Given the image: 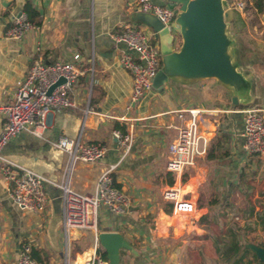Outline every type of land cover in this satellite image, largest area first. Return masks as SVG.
I'll return each mask as SVG.
<instances>
[{"label":"crops","instance_id":"crops-1","mask_svg":"<svg viewBox=\"0 0 264 264\" xmlns=\"http://www.w3.org/2000/svg\"><path fill=\"white\" fill-rule=\"evenodd\" d=\"M27 1L39 12L42 24L34 25L35 29L26 32L20 40L8 37L6 30L15 17L25 14L23 6ZM150 1L172 5L176 12L180 7L169 0ZM127 26L135 27L153 40L158 23L152 15L137 7L136 0H0V106L14 102L16 84L35 60L44 63L70 61L75 53L82 59L81 73L69 93L72 105L48 115L42 137L20 132L2 150L11 164L45 177V207L37 212L19 208L0 170V264H16L25 244L39 253L41 261L35 259L41 264H83L92 253L100 255L97 250H105L97 238L101 232L122 234L136 251L122 248L121 264L123 253L128 255L126 264H162L161 258L169 245L156 244L154 238L160 236V230L166 233L167 225L173 227L175 234L174 223L166 224V218L174 219L175 213L169 215L160 209L158 225L151 229L143 212L136 210L139 201L148 198L145 174L154 168L159 156V148H154L150 135L156 136L163 130L171 133L172 140L176 135L173 126L181 123L176 117L177 110L198 109V126L207 140L205 154L197 159L194 167L184 172L183 178L187 177L182 180L183 191L196 200L195 213L208 212L206 206L198 207V188L208 170L203 162L211 161L205 157L212 140L220 139V145L215 147L220 152H225L223 147L227 144L233 149L235 155L228 169L235 170L239 166V177L244 172L241 178L248 173L254 178L257 171L264 177V154H251V158H246L249 155L242 148L244 117L238 111L251 110L252 102L247 101L244 109L238 111L225 107L223 101L213 105L216 94L221 93L213 80L207 81L213 78L189 85L165 80L161 91L152 89L137 102L130 103L132 75L120 64V57L127 49L123 42L111 37ZM179 45L180 41L174 47ZM4 122L5 114L0 111V132ZM114 130L131 136L127 151L113 136ZM61 136L79 137L83 143H99L105 147V154L93 163L77 161L70 166L67 153L52 145ZM110 164H116L111 175L112 186L123 191L129 199L125 211L116 214L101 204L96 232L70 229L66 234L57 184L69 171L72 190L91 194L100 172ZM165 183L169 186L167 180ZM251 214L264 230V212L252 210ZM258 247L264 248V245ZM214 252L216 254L215 246ZM254 254H251L252 260L264 264Z\"/></svg>","mask_w":264,"mask_h":264},{"label":"built area","instance_id":"built-area-1","mask_svg":"<svg viewBox=\"0 0 264 264\" xmlns=\"http://www.w3.org/2000/svg\"><path fill=\"white\" fill-rule=\"evenodd\" d=\"M137 7L154 15L173 35H179L174 28L176 9L172 5L153 4L150 0H136ZM229 7L243 12L245 4L236 1ZM35 29L25 14L15 17L13 24L6 30L8 37L22 39L24 34ZM116 42H123L126 52L120 57V64L132 75L130 103L137 102L145 93L150 92L152 81L161 66V56L158 39H150L140 30L132 26L125 27L121 32L112 34ZM82 59L75 53L70 61L44 63L37 59L16 84L14 102L0 106L5 114V122L0 132V170L4 179L10 184V196L21 209L37 212L44 210L45 194L42 174L11 164L2 154L4 146L20 132H30L42 137V130L47 125V117L52 112L72 105L69 93L81 73ZM60 77L65 81L47 91ZM176 117L180 124L173 126L176 135L168 144L166 170L173 174L174 184L163 189V197L172 202L173 213L192 215L196 212V200L186 197L188 192H182L184 172L194 167L197 159L206 152L207 140L201 134L198 126V109L177 110ZM187 114V115H186ZM243 151L247 155L264 154V114L259 110H247L243 119ZM116 138L128 150L131 136L119 130L113 131ZM52 145L67 153L70 166L77 161L93 163L103 158L105 147L99 143H83L80 138L59 137ZM69 166V168H70ZM116 164H110L99 174L94 192L79 194L72 190L69 184V171L64 179L57 184L61 197L62 226L66 234L70 229L82 230L96 226L98 208L106 205L113 213L125 211L129 203L128 196L112 186V172ZM16 264H41L31 255L28 244L22 246V251ZM83 264H107L99 254L92 253Z\"/></svg>","mask_w":264,"mask_h":264},{"label":"rangeland","instance_id":"rangeland-1","mask_svg":"<svg viewBox=\"0 0 264 264\" xmlns=\"http://www.w3.org/2000/svg\"><path fill=\"white\" fill-rule=\"evenodd\" d=\"M236 1H242L245 4V9L242 14L233 9V18L228 25L227 33L235 50L237 70L245 75L250 83L247 100L252 102L250 109L259 110L264 114V12L258 13L253 8L251 0H226V3L230 5ZM175 6L178 8L180 5L176 4ZM179 37V35H175V46L179 44ZM210 80H213L221 90V93H217L216 98L213 99V105L223 101L225 107L237 111L244 109L243 106L246 103L239 104L240 107L232 103V90L221 85L214 78L207 79V81ZM203 81L206 79L180 82V84L189 85ZM161 89L157 91L159 92ZM238 113L242 118L244 117V111H238ZM156 134V136L152 134L150 137L154 148H159V156L154 168L145 174L146 181H148L146 186L148 198L139 201L136 210L143 212L151 229H155L158 225L160 209L165 212L172 204L171 201L163 197V189L166 188L165 182L168 179L165 176V150L171 140V133L169 135L161 130L159 134ZM226 147H223L226 154L223 158L203 162L208 170L205 179L198 188V203L201 201L207 205L213 200H217L210 206L209 219L198 224L199 218L206 210L192 215L175 213L174 219L166 218V224L174 223L175 234L173 227L167 225L169 228L166 233L160 230L158 231L160 236L155 235L156 244L169 245L168 250L161 258L162 264H226L215 254L214 240L218 239L220 246L225 242L230 245V231L234 232L242 249L244 247L251 251L247 252L241 264H257L252 260L253 251L250 248L251 246L264 245V230L256 223L251 212L252 208L255 211L262 210L264 212V177L262 172L258 174L257 171L254 178L250 173L241 178L238 176L239 166L235 170L228 169L235 154L229 144ZM251 156L245 157L251 158ZM245 162L248 163V161ZM239 182H242L243 185ZM169 215H173V210ZM82 230L96 232L97 224L95 227ZM223 239L225 240L223 241ZM123 256L122 264H126L128 255L123 253ZM107 264H109L108 259ZM119 264H121V258Z\"/></svg>","mask_w":264,"mask_h":264},{"label":"water","instance_id":"water-1","mask_svg":"<svg viewBox=\"0 0 264 264\" xmlns=\"http://www.w3.org/2000/svg\"><path fill=\"white\" fill-rule=\"evenodd\" d=\"M180 5L174 17V28L180 36V45L174 47L173 35L152 14L158 23L154 38L158 39L161 66L152 81L154 90H160L165 80L191 82L214 78L232 90L233 104L248 103L250 83L237 70L235 50L227 28L233 18V9L226 0H169ZM65 79L60 77L47 93ZM246 101V102H245ZM106 251L109 264L120 263V250L135 252L130 243L118 232H101L97 236ZM264 261V248H250Z\"/></svg>","mask_w":264,"mask_h":264},{"label":"trees","instance_id":"trees-1","mask_svg":"<svg viewBox=\"0 0 264 264\" xmlns=\"http://www.w3.org/2000/svg\"><path fill=\"white\" fill-rule=\"evenodd\" d=\"M251 3H252L253 8L258 13L264 12V0H251ZM23 11L26 15L27 20L30 23H32L35 26H40L42 24V18L40 16L39 12L28 1L24 3ZM232 23H233V21H232ZM122 131H124V129H122ZM219 140L220 139H214L211 141L210 148H208L207 153H206V157H205L207 160H214L217 158H221L225 155V152H222V151L220 152L218 150L219 148H215L216 146L218 147L220 145ZM165 175L168 177L167 183L169 184V186H172V184L174 182L173 174L166 172ZM242 176H245L244 172L240 173V177H242ZM186 177L187 176L185 175L183 180H185ZM214 203H216V200L208 203L207 205L202 203L201 201H199L198 207L202 208V207L206 206L208 209V212L199 218L198 224H202L204 222V220L207 218L209 219L210 206ZM253 209L254 208H252V210ZM165 211L167 214H171L172 213V204H170V207L168 209H166ZM260 219H262V216ZM262 220L264 222V217ZM229 233H230V239H231L230 245H227L225 242V243H223L222 246H220L218 239L214 240L216 254L226 264H241L244 253L249 252V249L244 248V247L242 249L240 243L238 242V240L236 238V235L234 234V232L230 231ZM224 236H226V235L224 234ZM224 240L225 239H223V241ZM97 252L100 253V256L104 260L107 261L105 250L104 251L97 250ZM31 255L33 258H36L38 261H41V259L39 257V253L37 251H35L33 248L31 249Z\"/></svg>","mask_w":264,"mask_h":264},{"label":"bare ground","instance_id":"bare-ground-1","mask_svg":"<svg viewBox=\"0 0 264 264\" xmlns=\"http://www.w3.org/2000/svg\"><path fill=\"white\" fill-rule=\"evenodd\" d=\"M84 263V262H83Z\"/></svg>","mask_w":264,"mask_h":264}]
</instances>
